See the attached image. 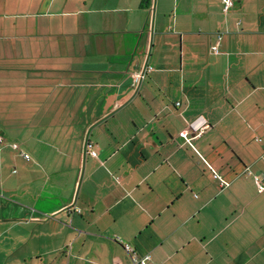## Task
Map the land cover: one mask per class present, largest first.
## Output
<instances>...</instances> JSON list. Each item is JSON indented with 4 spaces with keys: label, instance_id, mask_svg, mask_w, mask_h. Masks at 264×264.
Wrapping results in <instances>:
<instances>
[{
    "label": "crops",
    "instance_id": "0c3cea01",
    "mask_svg": "<svg viewBox=\"0 0 264 264\" xmlns=\"http://www.w3.org/2000/svg\"><path fill=\"white\" fill-rule=\"evenodd\" d=\"M2 135L0 264H264V0H0Z\"/></svg>",
    "mask_w": 264,
    "mask_h": 264
},
{
    "label": "built area",
    "instance_id": "2783aa9c",
    "mask_svg": "<svg viewBox=\"0 0 264 264\" xmlns=\"http://www.w3.org/2000/svg\"><path fill=\"white\" fill-rule=\"evenodd\" d=\"M222 1L224 2V9L225 10L232 7L235 3V0H222ZM213 50L215 52H218V48L216 46L213 47ZM149 54L150 53L148 52L147 57L149 56ZM153 69H154V67L146 61L145 64L140 69L132 72V74H131V87H132L134 93H137L139 91V89L143 85L144 81L149 76V74L153 71ZM180 104H181L180 102L177 103V105H180ZM189 125L191 128H193V129L195 128V130L197 129V127L193 123H190ZM209 126H210L209 124H205L199 130H206L209 128ZM182 133L184 136H186V131H183ZM0 141H3L2 137H0ZM12 146L15 148L18 147L17 144H12ZM83 149H84V152L90 153L92 156H97V153L94 149V143L90 139L88 134H86V136L84 138ZM24 157L26 159H29L28 154H25ZM215 178H219L221 180V185L223 187L228 185V182L223 180L219 174L215 173ZM255 182L259 188V191H261V192L264 191V182H263V180H261V177L255 176ZM149 259H150L149 255H146L143 258H136L135 257L134 263L135 264H145V262Z\"/></svg>",
    "mask_w": 264,
    "mask_h": 264
},
{
    "label": "rangeland",
    "instance_id": "374dc122",
    "mask_svg": "<svg viewBox=\"0 0 264 264\" xmlns=\"http://www.w3.org/2000/svg\"><path fill=\"white\" fill-rule=\"evenodd\" d=\"M2 138L5 139V140L7 139L5 135H2ZM9 143L12 145L11 142H9ZM3 144H4V143H0V147H1ZM10 144H9V145H10ZM16 144H17V143H16ZM10 147H11V146H10ZM7 150H8V151H13V150H12V147H11V148H8ZM0 151H1V150H0ZM12 169H13V173H14V174L18 171V169H17L16 166H13ZM8 197H9V196H8ZM44 260H45V258H44ZM46 264H48V261L46 262Z\"/></svg>",
    "mask_w": 264,
    "mask_h": 264
},
{
    "label": "trees",
    "instance_id": "16d2710c",
    "mask_svg": "<svg viewBox=\"0 0 264 264\" xmlns=\"http://www.w3.org/2000/svg\"><path fill=\"white\" fill-rule=\"evenodd\" d=\"M133 90V89H132Z\"/></svg>",
    "mask_w": 264,
    "mask_h": 264
}]
</instances>
